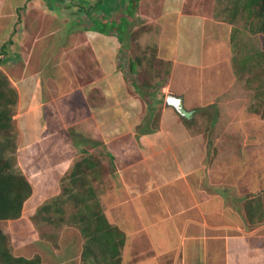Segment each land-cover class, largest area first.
I'll return each mask as SVG.
<instances>
[{"label":"rangeland","instance_id":"1","mask_svg":"<svg viewBox=\"0 0 264 264\" xmlns=\"http://www.w3.org/2000/svg\"><path fill=\"white\" fill-rule=\"evenodd\" d=\"M128 1L0 0V50L5 52L0 68L19 94L13 115L17 128L14 169L32 185L21 216L0 221L15 255L37 254L45 264H82L84 239L79 229L66 223L56 226L36 216L42 203L62 192L74 162L83 155L81 149L100 163L87 178L109 221L126 234L122 264H173L167 229L178 202L184 208L190 202L193 208L208 206L213 212L225 207L227 214L220 217H226L228 224L240 223L243 232L264 225V118L250 109L254 83L248 85L232 68L233 55L238 59L264 48V33L246 35L235 54L229 41L232 24L221 14L226 0H184L179 11L206 17L209 32L202 36L204 49L216 50L204 55V72L186 71L175 80L177 86L188 79L198 86H218L214 101L211 96L207 100L213 106L214 121L201 122L202 127L208 125L206 135H193L199 139L196 144L201 140L204 145L198 156L203 167L197 184L160 185L153 153H145L139 137L159 127L161 108L172 90L166 86L170 73L162 85L165 79L152 66L160 36L169 33L168 27L165 30L159 24L168 18L164 17L166 0H139L135 33L126 41V50L113 32L108 36L89 28L99 13H113ZM105 47L108 56L102 55ZM137 56L142 58L140 73L128 66L129 59ZM142 80L150 81L151 87H142ZM177 86L173 91L183 92V86ZM205 89L194 88L197 93ZM183 90L185 100L190 96L201 103L200 94ZM142 92L149 104L141 98ZM195 105L206 106L182 101L185 111ZM150 109L156 112L154 120ZM181 143L173 146V158L178 154L183 161L192 145ZM172 186L178 197L174 203L169 199ZM188 187L193 196L188 197ZM252 194L261 199L263 220L246 225L243 199ZM207 218L215 222L218 216Z\"/></svg>","mask_w":264,"mask_h":264},{"label":"trees","instance_id":"2","mask_svg":"<svg viewBox=\"0 0 264 264\" xmlns=\"http://www.w3.org/2000/svg\"><path fill=\"white\" fill-rule=\"evenodd\" d=\"M139 0H129L115 12H101L95 16L89 28L93 31L114 33L121 42L122 49L128 48L126 41L133 36L134 15ZM221 9L222 18L231 23L229 41L233 52L238 54L246 35L264 33V0H226ZM5 52L0 50V64ZM153 67L161 75L165 84L171 69V62L161 58L155 47ZM142 58L129 59L131 72H139ZM151 66V67H152ZM232 68L240 78L250 85L254 83V101L250 109L264 118V48L254 49L236 59L232 57ZM140 73V72H139ZM165 77V78H164ZM150 82V81H149ZM142 80V87L149 88L151 83ZM143 93V92H142ZM18 91L6 73L0 68V221L14 220L21 216L26 200L32 194V185L26 176L14 169L16 158L15 138L17 128L13 121ZM148 103L146 93L140 94ZM154 120L156 112L150 109ZM178 113V112H177ZM179 114V118L191 135L208 132V125L201 122L214 121L212 105L195 106ZM158 128V124L155 129ZM154 130V128L152 129ZM82 157L75 161L68 175V183L62 192L42 203L36 216L51 224L64 223L77 227L83 236L81 252L82 264H122L123 249L126 243L125 232L107 218L97 194L87 178L89 172H95L100 164L90 152L81 149ZM244 216L248 223L256 224L263 220L261 199L252 194L243 199ZM90 262V263H89ZM0 264H45L39 255L25 257L15 255L9 246V237L0 227Z\"/></svg>","mask_w":264,"mask_h":264},{"label":"crops","instance_id":"3","mask_svg":"<svg viewBox=\"0 0 264 264\" xmlns=\"http://www.w3.org/2000/svg\"><path fill=\"white\" fill-rule=\"evenodd\" d=\"M183 3L184 0L165 1L166 11L164 12V17L168 18L165 22L161 21L159 24L165 30L168 27L169 33L166 31L167 35L160 36L159 43H157L158 55L171 62L170 79L166 83V86L168 85L169 88L170 86L172 88L169 93L182 96L181 94L184 93L183 89H186L191 91L192 95L198 96L200 94V97H198L202 99L201 103H198L199 100H190V96H188L189 100H185V95L183 94V102L207 105L210 104L207 101L209 96L212 98L217 96L216 88L218 86L216 84L211 86V83L209 87L201 84L198 86L192 79H188L185 85H182V82L179 84L180 86H177L178 81L175 80L178 77L180 78L181 74L186 71L204 72L205 67H207L204 55L209 56L216 50L214 47H208L209 50L207 51L204 49V38L202 36L209 32L205 30L206 17L199 13L180 12L179 9H181ZM215 27L217 28V26H214L213 31H215ZM102 40H104V43L109 42L106 39ZM108 50L109 48L105 47L102 55H110ZM214 57V64L216 65V62L218 63L219 61H216V54ZM207 63L211 66L210 60ZM223 85L225 86V84ZM223 85L221 88L224 87ZM176 86L177 89H181V86H183V92L179 90L173 91ZM197 87L202 89L206 87V89L197 93L194 90ZM213 101L214 98L212 99ZM195 106H192V108ZM174 114L172 106L163 104L159 127L151 133L142 134L139 137V142L144 147L147 155L150 156L153 153L155 160V164L154 162L153 164L156 167L154 172L159 176L156 182L160 185L169 184L171 186L174 182L185 185L193 182L197 184L198 178H200L197 173L203 167V160H199L198 156L200 155V150H202L200 147L202 148L204 145H202L203 142L201 140L200 143H197L200 146L195 143V141L199 140L197 139L198 137L191 136L183 123L181 125L176 121ZM180 138L182 143L190 142L192 145L190 150H188L190 156L186 160L184 158L185 161L179 160L176 156L178 154L173 158V146L181 143L179 141ZM202 179L203 177H201V181ZM173 187H171L172 190L169 193L172 198L169 197V199H172L174 203V201L178 200V197L173 192ZM188 190L189 194L186 193L188 197L189 195L193 196L192 189L188 187ZM221 194L226 195L225 192H221ZM159 196L162 199L165 198L161 196V193H159ZM179 198L183 200L182 196ZM179 203L173 206V212H171L173 214V223L167 229V232L170 231V240L173 243V264H264L263 224L254 227L248 232H243L240 223L228 224L226 223V217L224 219L220 217L225 216V207L213 212L212 208L208 206L203 207V209L202 207L193 208L190 202L189 206L184 208L182 207L184 204ZM211 214L218 216L215 222L207 218ZM246 225H257V223L250 224L247 222Z\"/></svg>","mask_w":264,"mask_h":264},{"label":"water","instance_id":"4","mask_svg":"<svg viewBox=\"0 0 264 264\" xmlns=\"http://www.w3.org/2000/svg\"><path fill=\"white\" fill-rule=\"evenodd\" d=\"M166 105H170L174 107V109L179 113V114H186L185 110L182 107V100L181 97L174 95V94H168L166 97L165 101Z\"/></svg>","mask_w":264,"mask_h":264}]
</instances>
